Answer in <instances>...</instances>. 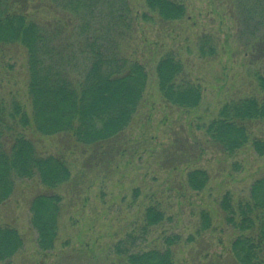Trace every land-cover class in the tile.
I'll use <instances>...</instances> for the list:
<instances>
[{
  "label": "rangeland",
  "instance_id": "rangeland-1",
  "mask_svg": "<svg viewBox=\"0 0 264 264\" xmlns=\"http://www.w3.org/2000/svg\"><path fill=\"white\" fill-rule=\"evenodd\" d=\"M132 28L121 49L144 66L147 85L140 107L128 127L111 143L89 147L70 136L31 134L42 154H63L70 179L53 190L61 198L57 239L42 251L31 225L30 203L44 189L36 178L17 180L13 194L0 204V226L14 228L22 248L0 264H126L116 247L130 250L165 249L167 236L173 264H235L231 243L238 235L226 224L219 207L226 197L232 207L246 201L255 180L264 175V154L252 147L264 141V122H254L247 145L232 155L211 143L206 124L226 102L263 94L257 76H264V51L255 40L239 36L229 0H174L184 5L181 20L163 21L146 0H126ZM29 18L55 22L61 17L54 0H31ZM146 16V17H145ZM211 38L216 54L201 57L198 41ZM166 54L179 59L188 78L202 90L200 104L182 109L167 103L157 87L155 66ZM27 56L19 45L0 47V95L29 109ZM207 172L203 190L186 184L192 169ZM154 205L163 221L148 227L144 211ZM201 212L210 225L202 229Z\"/></svg>",
  "mask_w": 264,
  "mask_h": 264
},
{
  "label": "trees",
  "instance_id": "trees-1",
  "mask_svg": "<svg viewBox=\"0 0 264 264\" xmlns=\"http://www.w3.org/2000/svg\"><path fill=\"white\" fill-rule=\"evenodd\" d=\"M31 0H0V47L19 45L27 56L29 109L16 98L0 95V204L13 194L17 180L36 178L43 191L30 203L31 225L42 251L51 250L57 239L61 198L53 190L70 179L63 154L38 151L31 134L68 135L82 146L111 143L130 124L143 100L147 85L144 66L121 49L126 31L132 28L126 0H54L61 17L40 22L26 14ZM239 36L250 45L258 39L264 51V0H229ZM147 8L163 21L181 20L185 7L174 0H146ZM146 17V16H145ZM250 42V43H249ZM201 57L216 54L212 40L198 41ZM162 98L182 109L197 107L202 90L185 73L183 63L166 54L155 66ZM262 99L255 97L223 104L209 121L205 134L224 153L232 155L250 140L254 122H264V76L256 78ZM253 149L264 154V141L253 139ZM95 148V147H94ZM207 172L192 169L186 184L201 191ZM219 207L226 224L238 235L231 243L235 264H264V175L252 184L249 197L232 207L224 197ZM146 229L163 221L154 205L144 211ZM202 229L210 225L201 212ZM178 238L167 236L163 250L133 251L116 247L126 264H173L172 246ZM23 246L19 233L0 226V262L10 259Z\"/></svg>",
  "mask_w": 264,
  "mask_h": 264
}]
</instances>
